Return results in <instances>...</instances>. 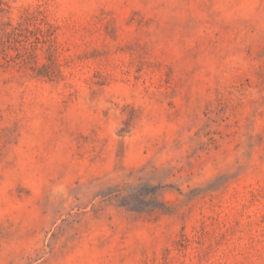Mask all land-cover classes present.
I'll return each mask as SVG.
<instances>
[{
  "label": "rangeland",
  "instance_id": "rangeland-1",
  "mask_svg": "<svg viewBox=\"0 0 264 264\" xmlns=\"http://www.w3.org/2000/svg\"><path fill=\"white\" fill-rule=\"evenodd\" d=\"M0 264H264V0H0Z\"/></svg>",
  "mask_w": 264,
  "mask_h": 264
}]
</instances>
